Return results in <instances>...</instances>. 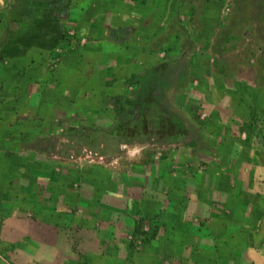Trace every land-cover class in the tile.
Here are the masks:
<instances>
[{"label": "crops", "instance_id": "1", "mask_svg": "<svg viewBox=\"0 0 264 264\" xmlns=\"http://www.w3.org/2000/svg\"><path fill=\"white\" fill-rule=\"evenodd\" d=\"M196 3L0 0V264H264V78ZM133 76L183 139L112 135Z\"/></svg>", "mask_w": 264, "mask_h": 264}, {"label": "rangeland", "instance_id": "2", "mask_svg": "<svg viewBox=\"0 0 264 264\" xmlns=\"http://www.w3.org/2000/svg\"><path fill=\"white\" fill-rule=\"evenodd\" d=\"M196 1L193 13L196 20L207 2L218 12L220 26L215 40L227 38L220 58L224 68L233 71L238 66L253 67L264 78V0ZM132 93L133 88L126 91L125 102L132 100Z\"/></svg>", "mask_w": 264, "mask_h": 264}, {"label": "trees", "instance_id": "3", "mask_svg": "<svg viewBox=\"0 0 264 264\" xmlns=\"http://www.w3.org/2000/svg\"><path fill=\"white\" fill-rule=\"evenodd\" d=\"M223 43H227L226 37L214 40L211 47L213 54L221 55L224 51ZM218 72V64L213 63ZM231 78V75H223ZM127 87H136L133 99L128 103H115L113 111L116 115L115 126L112 135L121 141L144 140L145 136L156 135L161 137L165 134L169 140L183 139L186 134L182 122L179 119L163 117L157 111L156 91L150 83H142L136 80V76L127 80ZM143 84V85H142ZM125 115V120L121 121L120 116ZM248 132L257 139L261 138V130L258 125V117L252 112L248 118ZM138 231H136L137 233ZM154 235H146L143 241H149Z\"/></svg>", "mask_w": 264, "mask_h": 264}, {"label": "built area", "instance_id": "4", "mask_svg": "<svg viewBox=\"0 0 264 264\" xmlns=\"http://www.w3.org/2000/svg\"><path fill=\"white\" fill-rule=\"evenodd\" d=\"M70 46V44H68Z\"/></svg>", "mask_w": 264, "mask_h": 264}]
</instances>
